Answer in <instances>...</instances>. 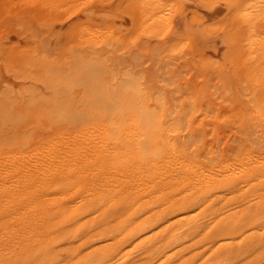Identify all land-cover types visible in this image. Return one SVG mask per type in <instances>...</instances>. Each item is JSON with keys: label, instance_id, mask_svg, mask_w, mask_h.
<instances>
[{"label": "bare ground", "instance_id": "1", "mask_svg": "<svg viewBox=\"0 0 264 264\" xmlns=\"http://www.w3.org/2000/svg\"><path fill=\"white\" fill-rule=\"evenodd\" d=\"M0 264H264V0H0Z\"/></svg>", "mask_w": 264, "mask_h": 264}, {"label": "rangeland", "instance_id": "2", "mask_svg": "<svg viewBox=\"0 0 264 264\" xmlns=\"http://www.w3.org/2000/svg\"><path fill=\"white\" fill-rule=\"evenodd\" d=\"M68 136H69V135H67V136L64 135L65 139L68 138ZM85 138L88 139L87 136H85V137H80V138H76V139H75V140H77V142H78V143L75 142V144H77V148L79 147L78 144H79L80 142H84V141L86 140ZM70 140H72V141H70ZM75 140H74L73 138H70L68 141H69L70 143H72V142L75 141ZM78 140H79V141H78ZM87 166H88V165H87ZM87 166H86V167H87ZM95 167H96L95 164H91V168H90V169H95ZM95 180L98 181V176L96 177V179H95V178L93 179V181H95ZM110 182H111V181H110ZM95 183H96V181H95ZM96 186H97V185H96ZM39 188H40V187H38V189H39ZM73 192H75L74 194H76V195L79 194L80 196L84 194V193H82V192H79L78 188H77L76 190H74ZM50 193H51V192H50ZM53 193H54V192H52L51 194H53ZM71 195H72V194H70V196H71ZM68 196H69V195H68ZM3 199H4V198H3Z\"/></svg>", "mask_w": 264, "mask_h": 264}]
</instances>
